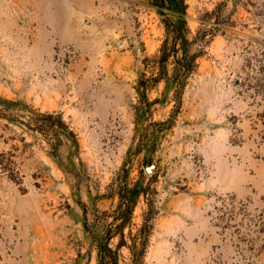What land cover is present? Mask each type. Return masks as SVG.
Wrapping results in <instances>:
<instances>
[{"label": "rangeland", "instance_id": "1", "mask_svg": "<svg viewBox=\"0 0 264 264\" xmlns=\"http://www.w3.org/2000/svg\"><path fill=\"white\" fill-rule=\"evenodd\" d=\"M177 2L0 0V264H264V0Z\"/></svg>", "mask_w": 264, "mask_h": 264}, {"label": "trees", "instance_id": "2", "mask_svg": "<svg viewBox=\"0 0 264 264\" xmlns=\"http://www.w3.org/2000/svg\"><path fill=\"white\" fill-rule=\"evenodd\" d=\"M150 3L157 5L159 7H166V6H174L177 7L178 5H180V2L178 3L177 0H148ZM182 22H184V20H182ZM163 49V47H162ZM41 116L43 118L44 121L49 120L50 118H52V114L51 113H41ZM50 122V120H49ZM38 128L41 129L42 132H47L49 129V125L45 122L40 123L38 125ZM59 133L60 130L56 129L54 132V136H55V141L51 142V146H52V151H54V149L56 150L59 142L61 141V139L59 138ZM103 255H106L105 251H101L100 252V256L103 257Z\"/></svg>", "mask_w": 264, "mask_h": 264}]
</instances>
